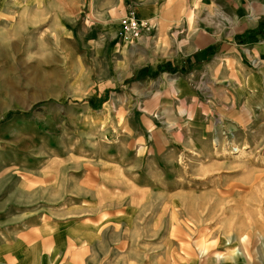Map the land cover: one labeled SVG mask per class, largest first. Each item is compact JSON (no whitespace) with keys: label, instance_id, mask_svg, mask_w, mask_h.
I'll list each match as a JSON object with an SVG mask.
<instances>
[{"label":"rangeland","instance_id":"obj_1","mask_svg":"<svg viewBox=\"0 0 264 264\" xmlns=\"http://www.w3.org/2000/svg\"><path fill=\"white\" fill-rule=\"evenodd\" d=\"M102 1L0 0V219L37 248L57 229L62 263L264 264V80L241 90L187 62L174 80L156 25L119 30L135 0L114 33ZM250 1L242 17L230 0L181 9L225 40L264 21Z\"/></svg>","mask_w":264,"mask_h":264},{"label":"crops","instance_id":"obj_2","mask_svg":"<svg viewBox=\"0 0 264 264\" xmlns=\"http://www.w3.org/2000/svg\"><path fill=\"white\" fill-rule=\"evenodd\" d=\"M204 1L186 0L184 6L189 7L194 16L202 10L205 12L208 5L214 12V16L219 15L215 13L216 6L222 11L220 3L223 0ZM230 1L234 2L228 6L232 15L242 17L243 14H246V9L240 4V0ZM252 1L249 2L250 7H248L249 10H252L249 11L250 17H254ZM102 2L103 5L114 6V9H110L109 13L110 22L113 25L106 28L109 32L114 33L115 30H118V19L126 13V8L122 5V0H103ZM182 5L181 0H135L130 7L136 18H147L156 25L152 50L157 57H161L163 62L180 67V75L174 77V80L187 81L191 79L192 74L185 64L187 62L190 67L196 64L201 65L200 73L206 81H235L239 84H237V88L253 92L255 86L264 80V21L255 22L252 27L253 31L237 29L231 33V38L223 40L217 29L204 31L194 28L192 25L194 21L191 19L193 15L185 13V9H181ZM255 17L264 18V12L255 13ZM179 18H184V22H179ZM239 34L241 36H238ZM242 35L247 39V42L242 48H238L239 45H242L239 43L243 38ZM164 38L170 40V49H154L158 45V41ZM243 57L247 58L248 66L243 67L240 64ZM10 225L0 219V264H29L32 255L36 264H39L40 260H43L44 264L62 263L60 261L64 255L62 253L64 249L61 247H57L53 251L48 249L53 244L57 229L51 233L41 232L40 235L43 238L49 237L48 235L53 236L51 241L42 244V248H37L38 242L31 240L30 224L21 228H13L15 225L13 223L12 228H9ZM62 238H66V241L69 240L66 236H62ZM73 262V260H69L62 264Z\"/></svg>","mask_w":264,"mask_h":264},{"label":"built area","instance_id":"obj_3","mask_svg":"<svg viewBox=\"0 0 264 264\" xmlns=\"http://www.w3.org/2000/svg\"><path fill=\"white\" fill-rule=\"evenodd\" d=\"M145 25L149 24L142 22L134 16L133 12H130L124 19H121V27L119 30L123 34L124 39L127 37L136 38L139 35L140 28Z\"/></svg>","mask_w":264,"mask_h":264},{"label":"bare ground","instance_id":"obj_4","mask_svg":"<svg viewBox=\"0 0 264 264\" xmlns=\"http://www.w3.org/2000/svg\"><path fill=\"white\" fill-rule=\"evenodd\" d=\"M141 20V19H140ZM142 21V20H141Z\"/></svg>","mask_w":264,"mask_h":264}]
</instances>
